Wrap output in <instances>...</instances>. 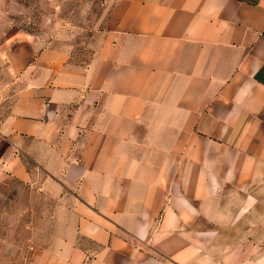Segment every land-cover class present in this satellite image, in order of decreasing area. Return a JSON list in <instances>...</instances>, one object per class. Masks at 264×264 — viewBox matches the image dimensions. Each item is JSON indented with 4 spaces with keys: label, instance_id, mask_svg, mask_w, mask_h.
Returning <instances> with one entry per match:
<instances>
[{
    "label": "crops",
    "instance_id": "1",
    "mask_svg": "<svg viewBox=\"0 0 264 264\" xmlns=\"http://www.w3.org/2000/svg\"><path fill=\"white\" fill-rule=\"evenodd\" d=\"M114 1L86 65L0 51V188L59 177L32 264H264V0Z\"/></svg>",
    "mask_w": 264,
    "mask_h": 264
},
{
    "label": "rangeland",
    "instance_id": "2",
    "mask_svg": "<svg viewBox=\"0 0 264 264\" xmlns=\"http://www.w3.org/2000/svg\"><path fill=\"white\" fill-rule=\"evenodd\" d=\"M115 12L114 0H0V51L11 38L29 35L44 48L68 53L73 66L86 65L114 31ZM10 76L9 67L0 59V142L3 125L11 116L8 97L22 87L21 82L13 86ZM26 151L24 143L23 163L31 170L37 164ZM35 178L37 193L30 192L26 182L13 181L0 188V264H32L33 242H43L33 240V232L52 229L49 222H42L45 212L54 214L44 209L42 193L51 202L57 200L59 177Z\"/></svg>",
    "mask_w": 264,
    "mask_h": 264
}]
</instances>
